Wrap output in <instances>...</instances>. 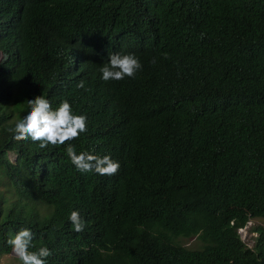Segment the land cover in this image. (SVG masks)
<instances>
[{
    "label": "trees",
    "instance_id": "1",
    "mask_svg": "<svg viewBox=\"0 0 264 264\" xmlns=\"http://www.w3.org/2000/svg\"><path fill=\"white\" fill-rule=\"evenodd\" d=\"M0 51V256L28 228L48 264H264V225L254 247L238 230L264 218V0H0ZM113 53L142 70L102 80ZM40 95L90 124L118 112L78 138L123 167L88 201L64 147L9 130Z\"/></svg>",
    "mask_w": 264,
    "mask_h": 264
},
{
    "label": "clouds",
    "instance_id": "2",
    "mask_svg": "<svg viewBox=\"0 0 264 264\" xmlns=\"http://www.w3.org/2000/svg\"><path fill=\"white\" fill-rule=\"evenodd\" d=\"M152 63H156L155 58L152 60ZM140 70H142V63L136 55H122L119 53L109 55L108 63L102 65L100 68V72L102 73L101 79L106 82L119 81L126 77L135 78L137 72ZM77 87L84 88V82L80 81ZM28 103L30 111L16 123L14 129L9 130L15 133L14 138L16 140L35 144L40 148L64 147V150L58 153V157L53 158V162L71 161L78 171L89 176V178H83L84 197L87 201L94 197L98 187L105 183L111 184L112 180L121 176L123 167L116 161L118 158L110 151L88 148H83L84 150H80L81 152L76 151V147L80 143L78 138L88 130V127L89 129L101 130L106 126H115L118 112H115L114 116L109 119H97L90 124L87 122L86 116L74 114L68 100L61 101L56 108H53L50 100L42 95L29 100ZM5 158L15 164L19 159V154L13 150H8L5 153ZM8 182V179L0 182V193L9 191L6 186ZM116 193L119 195V198H122L129 194V189L125 187L114 194ZM0 200H2L1 195ZM113 205L114 203H111L104 208L109 209ZM52 207L55 210L54 204H52ZM48 209L52 210L51 207ZM252 219L255 218H251L244 226L238 229L240 234V230L242 231L249 226ZM69 221L75 232L81 233L84 231L86 221L81 217L79 211H72L69 215ZM254 232L258 236L256 228ZM188 238L199 239L198 237ZM33 239L34 234L32 231L28 228H22L9 239L8 243L12 247L13 254L21 262L20 264H48V258L53 254L52 251L46 246L40 247L35 251L31 250L33 248ZM179 239L178 242L181 243ZM183 245L187 246L186 244Z\"/></svg>",
    "mask_w": 264,
    "mask_h": 264
},
{
    "label": "rangeland",
    "instance_id": "3",
    "mask_svg": "<svg viewBox=\"0 0 264 264\" xmlns=\"http://www.w3.org/2000/svg\"><path fill=\"white\" fill-rule=\"evenodd\" d=\"M1 58L2 53L0 52V59ZM259 225H264V218L252 219L249 226L244 228L242 231L240 230L243 241L249 247H254L256 244L257 233L254 232V229ZM179 241L183 244L189 245L191 248H199L203 244V241L196 238H180ZM0 264H20V261L11 251L8 254H3L0 256Z\"/></svg>",
    "mask_w": 264,
    "mask_h": 264
}]
</instances>
